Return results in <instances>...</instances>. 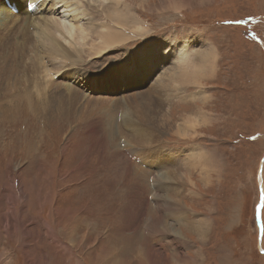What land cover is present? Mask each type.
I'll list each match as a JSON object with an SVG mask.
<instances>
[{
    "label": "rangeland",
    "instance_id": "rangeland-1",
    "mask_svg": "<svg viewBox=\"0 0 264 264\" xmlns=\"http://www.w3.org/2000/svg\"><path fill=\"white\" fill-rule=\"evenodd\" d=\"M53 2L62 6L39 0L43 15ZM82 5L92 33L77 64L61 66L78 69L76 88L87 99L76 93L72 109L55 114L49 103L44 114L34 95L37 107L12 115L27 104L20 97L27 85H0L8 96L0 101V264H264L255 218L264 187V0ZM19 20L21 27L0 24L5 74L11 60L22 69L27 49L41 43L28 29L21 33ZM115 30L126 39L101 53L91 49ZM155 51L156 69L149 66L144 78L138 67L129 79L132 62ZM111 66L106 79L102 71ZM60 75L55 81L75 85ZM155 85L170 94L156 115L166 129L152 142L132 143L127 130L144 136L149 128L135 115L125 125V104L148 107ZM113 123L120 132L108 128ZM175 172L183 177L160 187L161 175Z\"/></svg>",
    "mask_w": 264,
    "mask_h": 264
},
{
    "label": "bare ground",
    "instance_id": "bare-ground-1",
    "mask_svg": "<svg viewBox=\"0 0 264 264\" xmlns=\"http://www.w3.org/2000/svg\"><path fill=\"white\" fill-rule=\"evenodd\" d=\"M13 1H16V0H13ZM49 1H51V0H41V6L42 7L45 6L46 4H48ZM54 1H56V0H54ZM57 1L61 2L62 6L57 8L58 4L56 2H53L51 4V6L49 5V8L51 9L48 12L49 15H43V17L35 15V13L38 12L39 7L37 8L36 11L31 12V13L26 11L29 19L26 20V22L23 24V27H22L23 30L21 33L24 32V35H25V30L28 29L31 34L34 31V34L39 35V38H41V45H40L41 54L38 53L39 48L37 46L35 47V49H31V50L27 49L28 51L29 50L30 51L27 55V58L25 59L26 73L27 74L25 73L24 78L23 79L21 78L22 76L19 73V69L13 65V62H14L13 60H11L12 62L10 61L11 65L9 66V71L7 72V74H5V70L7 69V67L0 64V72H1L0 73V85L6 84L7 86L5 88H7V89L9 87L14 88L16 86L17 87L19 86L20 88H22V86L27 85L26 86L27 89L22 88V89H24L25 94L24 95L22 94V96H20L21 98L25 99V102L27 104H25L24 109H21L23 107V104H22V107L17 106V108H19V109H17L16 111H8L12 115L20 114V112H24L25 110H31V109L33 110L35 108V106L37 107V104L39 101H43V103H45V106L42 109V113H44V114H46L47 106H50L49 103H53V106H51V107H52V111L54 113L55 112H64L66 107H68V106H70V108L72 109V105H73L72 102L76 98V93H78L82 99H87V95L84 93H81L80 90L76 88V82H77L76 77L78 76V74H77L78 69L76 70L77 67L76 68L74 67V70H76V71H73L72 68L64 70L63 67H66L69 65L74 66L77 64L78 60L81 57L82 52L84 51V46H86L88 41H89L93 26H92V24L89 25V23H88L89 21L86 22L84 20V17H87L89 13H87V11H86L87 8H85L84 5H82L83 0H57ZM30 2L37 4V3H39V0H31ZM46 12H47V10H46ZM2 13L3 12H1V9H0V24L3 23L4 20L7 21L9 24L11 17H9L7 19L5 14L1 15ZM17 18H18L17 15L12 18L14 23H17V21H16ZM3 26H6V25H3ZM11 27L14 28V26H11ZM20 27H21V25H20ZM18 28H19V26H18ZM3 30H1V31H3ZM119 30H115V34H111L110 32H112V31H108V34L106 33V35L101 34V40L99 41L100 43L95 47L90 46L91 49L95 50L97 53H101V52H103V50L107 46L117 45L122 40H125L126 37L124 36L123 32L119 31ZM14 31H16V30H14ZM17 31H19V30H17ZM20 31H21V29H20ZM14 33H16V32H14ZM17 36H18V34H17ZM19 36H20V34H19ZM28 38H31V37L28 35ZM127 38H129V37H127ZM11 39H13V38H11ZM13 40H15V39H13ZM35 41H36V39H35ZM39 41H40V39H39ZM27 43H28V41H26L25 45H27ZM30 46L31 45L29 44V48H30ZM10 49L11 48H9V50ZM182 49L183 48H179L180 51L177 53V58H180V56L182 54L181 53ZM13 53H14V51H13ZM155 53H156V51L150 53V57L148 59H147V57L145 59H142L141 57L138 59H135L132 62V66H130V68L132 70L130 71V78L129 79H131V77H133L135 75V73H134L136 71L135 69L138 67L140 68L141 71L138 72L137 74L143 76L144 78L149 76L150 73L148 72L147 68H149V66H150V67L156 69V66H158L155 63V60H157L156 59L157 56L154 55ZM22 56H24V55H21V57ZM42 56H48L52 63L49 64V62H50L49 61L47 64H45L43 61H40ZM11 57H13V56H11ZM136 57H137V55L133 56V58H136ZM15 58H18V57H15ZM24 58H25V56H24ZM18 61H20V60H18ZM3 62H4V60H3ZM22 62H24V61H22ZM57 62H59V63H57ZM144 62H146V63H144ZM23 67H25V66H23ZM49 69H51L54 73L53 74L48 73ZM201 69H203V67ZM112 70H113V67L109 68V69H104L102 71L103 73H105L104 77L106 79L108 78V76H107L108 73L111 72ZM176 71H178V70H176ZM86 72H87V70L86 71L84 70L83 72H79V73L84 75ZM60 73H61V75H60ZM58 75H60L62 78L66 77L69 79H75V85H73L70 82L61 83V81H55V77ZM85 75H87V74H85ZM199 76H200V74H199ZM48 77H51V80H52L51 82H50V79ZM172 77H174V76L172 75ZM113 80H115V83H116V78L114 76H113ZM119 81H120V83H122V80H119ZM55 84H57V85H55ZM157 86L158 85H155L154 87L152 86L153 91L155 92V96L152 95V91L150 90L151 98L153 97V99H150V101H148L149 102L148 107H146L145 106L146 104H144L141 107V109L139 110V105L136 104L135 109L132 110V108L128 102L125 104V109H126L125 115H124L125 125L126 124L130 125L129 123L131 121V117L135 115L137 122H139L143 126H147L149 128L148 132L145 134L146 136L144 135L145 137L144 136L131 135V133H129L127 130V132H126L127 135L130 134V136H128V138L133 136L131 139L129 138L131 142L135 138L139 139L142 143L145 142L146 144H147L146 141L152 142L153 138L156 137V135H158L155 131H158V132L162 131V130H160V127L164 130L165 125L167 124V122L165 123L163 120L157 118L156 115L162 110V107H164V105L166 103L165 102L166 99L164 96L166 95V98L169 99L170 94L168 92L166 93V89H162L161 87H159V86L157 87ZM63 88H65L68 92H71V95L65 97L63 94H60V93H62V91H60V89H63ZM158 88H159V90H157ZM2 91H0V93ZM9 92H8V94L10 95ZM19 93H20V91H19ZM34 95H36L35 100H37L36 101L37 104L33 102L32 97ZM47 95L48 96L60 95L61 97L56 98L53 101L50 100V102H48V100L45 101L43 99L44 97H47ZM7 97L8 96H6V95L3 96V94H2V96L0 95V101L2 102ZM54 101H56V102L54 103ZM120 107L121 106H119L116 109V123H117V116H118V111H119ZM104 111H106V110H104ZM62 114H64V113H62ZM131 125L134 126L136 130L139 129V126H138V124L136 125V122H133V124L131 123ZM108 128L110 130L112 128L113 132L116 130H117V132H120L119 127L115 123H113L111 126H108ZM131 129H132V127L130 126V130ZM106 131H108V130H106ZM140 132H142V131H140ZM128 142H129V140H128ZM130 145L133 146L132 144H130ZM148 145H150V144L148 143ZM175 175H176V177H173V174H170V175L167 173L162 174L161 175L162 178L159 181L160 185H161L160 187H168V185H169L168 180L171 182H176L177 179L183 177L181 174H179L177 172H175ZM178 175H180L179 178H177ZM169 186H171V185H169ZM173 189H175V188L173 187ZM166 202H167V205L170 206V208H171L172 202H170V201H166ZM116 256L118 257V255H116Z\"/></svg>",
    "mask_w": 264,
    "mask_h": 264
},
{
    "label": "snow or ice",
    "instance_id": "snow-or-ice-1",
    "mask_svg": "<svg viewBox=\"0 0 264 264\" xmlns=\"http://www.w3.org/2000/svg\"><path fill=\"white\" fill-rule=\"evenodd\" d=\"M27 6L35 7L31 4H28ZM57 7L59 8L60 6L58 5ZM250 19H252V17H248L247 19L243 20L225 21V23L246 24ZM252 139L255 140L256 137H252ZM262 212H264V187L259 189V202L255 205V218L257 221H259V234L261 238H264V220L260 219ZM257 251L260 253V255H264V246L259 247Z\"/></svg>",
    "mask_w": 264,
    "mask_h": 264
}]
</instances>
